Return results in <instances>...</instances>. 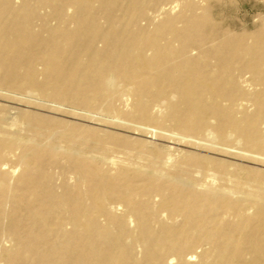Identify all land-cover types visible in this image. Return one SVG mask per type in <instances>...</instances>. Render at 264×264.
<instances>
[{
  "label": "bare ground",
  "instance_id": "bare-ground-1",
  "mask_svg": "<svg viewBox=\"0 0 264 264\" xmlns=\"http://www.w3.org/2000/svg\"><path fill=\"white\" fill-rule=\"evenodd\" d=\"M235 2L0 0V264H264V13Z\"/></svg>",
  "mask_w": 264,
  "mask_h": 264
},
{
  "label": "rangeland",
  "instance_id": "rangeland-1",
  "mask_svg": "<svg viewBox=\"0 0 264 264\" xmlns=\"http://www.w3.org/2000/svg\"><path fill=\"white\" fill-rule=\"evenodd\" d=\"M228 9L231 10L229 11ZM257 13H264L263 0H236V2L231 4L221 16L222 18L239 17L243 20H249Z\"/></svg>",
  "mask_w": 264,
  "mask_h": 264
}]
</instances>
